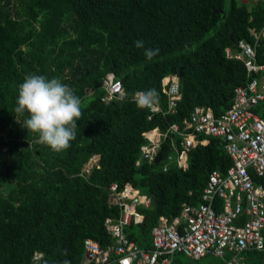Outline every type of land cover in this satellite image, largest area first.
<instances>
[{
    "label": "trees",
    "instance_id": "trees-1",
    "mask_svg": "<svg viewBox=\"0 0 264 264\" xmlns=\"http://www.w3.org/2000/svg\"><path fill=\"white\" fill-rule=\"evenodd\" d=\"M263 21L260 2L239 0H0V264H28L33 251L41 252L40 264H77L85 238L109 245L103 219L117 215L106 202L111 182L150 198L137 209L141 222L125 227L137 247L148 249L157 217L170 219L182 203H197L208 172L223 174L231 161L221 137L196 136L179 167L180 138L173 134L160 140L159 160L140 159L141 133L180 125L194 106L224 112L246 81L242 63L224 48L240 39L253 43L248 29ZM254 51L264 63V38ZM107 72L123 95L103 102ZM28 74L58 78L82 100L69 149L52 151L20 126L23 117L16 122L18 87ZM167 74L176 75L180 95L172 112L160 86ZM147 90H155L164 114L147 118L148 108H138L133 94ZM252 111L264 119V100ZM93 155L97 167L83 172ZM219 202L215 197L216 209ZM240 255L245 264H264V248ZM176 256L173 264H183Z\"/></svg>",
    "mask_w": 264,
    "mask_h": 264
},
{
    "label": "built area",
    "instance_id": "built-area-1",
    "mask_svg": "<svg viewBox=\"0 0 264 264\" xmlns=\"http://www.w3.org/2000/svg\"><path fill=\"white\" fill-rule=\"evenodd\" d=\"M251 1L260 2L264 10V0ZM248 31L253 43L240 39L233 48H224L225 56L239 60L246 74L245 83L233 89L231 103L224 112L214 116L208 108L194 106L180 125L171 123L166 132L153 127L141 133L145 142L140 146V159L153 160L160 140L173 134L180 138L181 147L174 160L184 168L187 150L198 142L196 136L203 137L200 142L211 136L223 140L222 148L230 165L223 174L216 169L208 172L197 203H182L179 213L170 219L157 217L149 230L148 249L137 247L125 227L131 221L141 222L137 209L148 207L150 198L128 183L118 186L111 182L105 188L106 202L117 208V215L103 219L111 243L100 247L96 241L85 238L77 264H173L178 254L188 259L184 264H194V260L206 254L222 258L221 264H245L240 256L242 251L264 248V181L256 183L251 176L264 177V119L252 111L264 100V63L256 62L254 51L256 40L264 38V21L258 30ZM160 86L166 97L165 111L172 112L180 96L176 75L163 76ZM100 87L103 102L123 95L121 83L110 72L101 77ZM138 92H134L133 98ZM148 110L147 118L155 112L164 114L157 103ZM96 158L93 155L88 159L83 172L97 167ZM215 197L220 200L217 209ZM226 254L229 256L225 257ZM41 256V252L33 251L28 264H40Z\"/></svg>",
    "mask_w": 264,
    "mask_h": 264
},
{
    "label": "clouds",
    "instance_id": "clouds-1",
    "mask_svg": "<svg viewBox=\"0 0 264 264\" xmlns=\"http://www.w3.org/2000/svg\"><path fill=\"white\" fill-rule=\"evenodd\" d=\"M134 102L140 109L151 108L157 102V94L155 90L138 92ZM14 113L17 123L24 118L20 126L28 134H35L38 143L59 153L69 149L76 139L82 100L58 78L28 74L18 87Z\"/></svg>",
    "mask_w": 264,
    "mask_h": 264
},
{
    "label": "rangeland",
    "instance_id": "rangeland-1",
    "mask_svg": "<svg viewBox=\"0 0 264 264\" xmlns=\"http://www.w3.org/2000/svg\"><path fill=\"white\" fill-rule=\"evenodd\" d=\"M240 2H244L247 5H250L252 3L251 0H239ZM252 37V36H251ZM229 254H226L225 257H228ZM177 257L184 263L185 261H187L188 259L181 255L178 254ZM224 257V258H225ZM222 261V258L214 256L213 254H207L204 257L194 260V264H220V262Z\"/></svg>",
    "mask_w": 264,
    "mask_h": 264
},
{
    "label": "water",
    "instance_id": "water-1",
    "mask_svg": "<svg viewBox=\"0 0 264 264\" xmlns=\"http://www.w3.org/2000/svg\"><path fill=\"white\" fill-rule=\"evenodd\" d=\"M178 75H180V71L178 72ZM160 158V151L158 150L153 158V161H157Z\"/></svg>",
    "mask_w": 264,
    "mask_h": 264
},
{
    "label": "crops",
    "instance_id": "crops-1",
    "mask_svg": "<svg viewBox=\"0 0 264 264\" xmlns=\"http://www.w3.org/2000/svg\"><path fill=\"white\" fill-rule=\"evenodd\" d=\"M206 255H207V254H206ZM204 256H205V255H204ZM204 256H203V257H204ZM240 256H241V255H240ZM176 257H177V256H176ZM241 257H242V256H241ZM201 258H202V257H201ZM199 259H200V258H199ZM185 262H186V261H185ZM185 262H184V263H185ZM221 262H222V261H221ZM221 262H220V264H221ZM184 263H183V264H184Z\"/></svg>",
    "mask_w": 264,
    "mask_h": 264
}]
</instances>
